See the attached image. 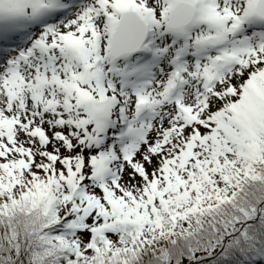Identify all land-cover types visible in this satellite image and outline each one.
Returning <instances> with one entry per match:
<instances>
[{"label":"snow or ice","instance_id":"6c2138e0","mask_svg":"<svg viewBox=\"0 0 264 264\" xmlns=\"http://www.w3.org/2000/svg\"><path fill=\"white\" fill-rule=\"evenodd\" d=\"M0 264H264V0H0Z\"/></svg>","mask_w":264,"mask_h":264}]
</instances>
